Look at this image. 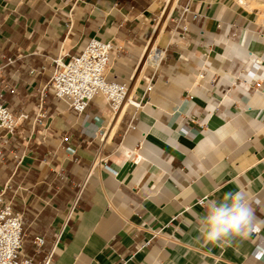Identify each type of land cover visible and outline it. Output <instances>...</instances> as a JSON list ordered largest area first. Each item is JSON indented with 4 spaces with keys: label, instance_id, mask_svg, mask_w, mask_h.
<instances>
[{
    "label": "crops",
    "instance_id": "1",
    "mask_svg": "<svg viewBox=\"0 0 264 264\" xmlns=\"http://www.w3.org/2000/svg\"><path fill=\"white\" fill-rule=\"evenodd\" d=\"M246 2L0 0V93L19 118L0 136V193L24 215V255L264 264V7ZM187 3L200 16L182 39L173 18ZM91 38L118 45L107 77L129 84L142 107L128 102L114 115L99 93L78 114L55 96L53 59ZM156 46L159 60H146ZM90 122L103 134L92 136ZM236 192L248 194L255 226L205 244L195 221Z\"/></svg>",
    "mask_w": 264,
    "mask_h": 264
},
{
    "label": "built area",
    "instance_id": "2",
    "mask_svg": "<svg viewBox=\"0 0 264 264\" xmlns=\"http://www.w3.org/2000/svg\"><path fill=\"white\" fill-rule=\"evenodd\" d=\"M199 16L200 14L188 3L177 8L173 20L176 28L181 31L182 39L190 30V20L197 19ZM115 49H118V45L113 40L91 38L80 53L72 55L68 59L63 56L54 58L55 67L49 86L53 89L55 96L66 101L78 114L85 113L90 102L99 93L108 101L114 115L128 102H132L138 108L142 107V101L133 100L129 96V84L107 77ZM156 50L155 58L158 53L161 57L163 52L157 46ZM152 88L153 85L149 84L147 92ZM21 117L26 119L28 115L21 114ZM39 117H41V113L38 114L35 125L43 124ZM87 124L96 126L92 136H96L98 133L103 134V129L96 125V122ZM18 126L19 118L5 103L3 94L0 93V136L4 131L7 134H14ZM94 158L96 164L104 162V166L109 168L104 158L98 154ZM10 186L8 184V187ZM4 193V191L0 193V264H35L32 258L23 253L26 224L24 215L14 210L11 202L5 200ZM204 201L205 199L199 200L200 203ZM44 242V237L35 238L38 247H41ZM44 264H48V259H45Z\"/></svg>",
    "mask_w": 264,
    "mask_h": 264
},
{
    "label": "clouds",
    "instance_id": "3",
    "mask_svg": "<svg viewBox=\"0 0 264 264\" xmlns=\"http://www.w3.org/2000/svg\"><path fill=\"white\" fill-rule=\"evenodd\" d=\"M248 194L227 193L221 201H211L202 216L195 221V228L205 244H228L243 237L254 227Z\"/></svg>",
    "mask_w": 264,
    "mask_h": 264
},
{
    "label": "bare ground",
    "instance_id": "4",
    "mask_svg": "<svg viewBox=\"0 0 264 264\" xmlns=\"http://www.w3.org/2000/svg\"><path fill=\"white\" fill-rule=\"evenodd\" d=\"M242 2H244V0H241ZM247 1V0H246ZM249 1V0H248ZM252 2V1H251ZM250 2V3H251ZM245 4V3H244ZM247 4V2H246ZM251 6V5H250ZM263 6V5H261ZM253 7V6H252ZM264 13V12H263ZM149 54V57L147 58V55ZM157 54V50H156V47H151V49L149 50V52L147 53L146 55V60H153V61H156V60H159V53H158V56L155 58V55Z\"/></svg>",
    "mask_w": 264,
    "mask_h": 264
},
{
    "label": "rangeland",
    "instance_id": "5",
    "mask_svg": "<svg viewBox=\"0 0 264 264\" xmlns=\"http://www.w3.org/2000/svg\"><path fill=\"white\" fill-rule=\"evenodd\" d=\"M246 1V0H245ZM247 2L249 3V5L251 6H261L263 5L264 7V0H252V2L250 3V1L247 0Z\"/></svg>",
    "mask_w": 264,
    "mask_h": 264
}]
</instances>
